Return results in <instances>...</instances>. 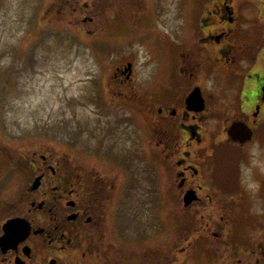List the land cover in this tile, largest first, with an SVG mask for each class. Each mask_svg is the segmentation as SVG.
I'll return each mask as SVG.
<instances>
[{"label": "flooded vegetation", "instance_id": "af4514ba", "mask_svg": "<svg viewBox=\"0 0 264 264\" xmlns=\"http://www.w3.org/2000/svg\"><path fill=\"white\" fill-rule=\"evenodd\" d=\"M60 1L56 24L69 13L87 44L130 3ZM99 1L111 10L104 21L91 12ZM263 2L205 0L188 34L174 28L171 66L159 60L145 78L131 61L115 66L107 82L115 106L82 119L76 145L67 135L39 146L27 139L26 151L9 156L14 190L0 203V238L9 219L28 231L0 247V264H264ZM247 6L255 14H243ZM30 27L36 33L35 14ZM219 146L240 154L237 188L215 179Z\"/></svg>", "mask_w": 264, "mask_h": 264}, {"label": "rangeland", "instance_id": "374dc122", "mask_svg": "<svg viewBox=\"0 0 264 264\" xmlns=\"http://www.w3.org/2000/svg\"><path fill=\"white\" fill-rule=\"evenodd\" d=\"M100 4L91 12L97 8L104 21L100 16L111 10L106 4L99 8ZM205 4V0H130L127 14H118L116 23L99 32L98 43L87 44L91 36H84L87 42L78 36L80 25L70 24L69 13L63 14L61 25L56 24L62 21L63 1L0 0V150L5 155L0 152V203L12 202L14 181L5 176L7 161L15 157L9 156L26 151L27 139L39 146L46 139L59 142L67 135L76 145L81 120L91 123L98 107L115 106L107 93L113 90L107 82L115 66L131 61L140 78L150 75L151 65L159 60L171 66L164 57L174 28L188 34L193 15L203 14ZM260 8L264 14V2ZM247 9L242 13L255 14L253 7ZM33 14L36 33L30 31ZM47 21L50 30L43 35ZM164 229L167 250L172 230L167 217ZM192 262L196 259H188V264Z\"/></svg>", "mask_w": 264, "mask_h": 264}, {"label": "water", "instance_id": "95a60500", "mask_svg": "<svg viewBox=\"0 0 264 264\" xmlns=\"http://www.w3.org/2000/svg\"><path fill=\"white\" fill-rule=\"evenodd\" d=\"M227 151L224 146L216 149L214 156L216 159L215 178L221 182L224 189H234L238 186V158L240 154ZM20 219L7 221L3 226L4 235L0 238V246L7 250L15 243L21 241L27 234V225Z\"/></svg>", "mask_w": 264, "mask_h": 264}]
</instances>
